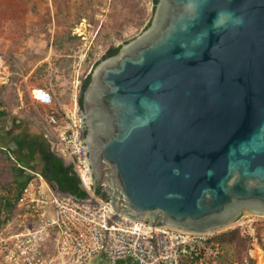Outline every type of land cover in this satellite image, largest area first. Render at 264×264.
Wrapping results in <instances>:
<instances>
[{"label": "water", "instance_id": "water-1", "mask_svg": "<svg viewBox=\"0 0 264 264\" xmlns=\"http://www.w3.org/2000/svg\"><path fill=\"white\" fill-rule=\"evenodd\" d=\"M120 46L80 106L96 195L194 233L264 217V0H158Z\"/></svg>", "mask_w": 264, "mask_h": 264}, {"label": "built area", "instance_id": "built-area-1", "mask_svg": "<svg viewBox=\"0 0 264 264\" xmlns=\"http://www.w3.org/2000/svg\"><path fill=\"white\" fill-rule=\"evenodd\" d=\"M28 94L34 104L46 109L41 117L50 150L73 166L87 198L61 193L34 173L15 218L0 228V264H222L225 248L216 237L235 229L255 242L252 259L264 264L253 222L243 217L220 230L194 233L153 226L117 212L112 202L96 195L81 138L79 97L59 110L48 90L31 88ZM43 182L48 184L47 192L42 190Z\"/></svg>", "mask_w": 264, "mask_h": 264}, {"label": "rangeland", "instance_id": "rangeland-1", "mask_svg": "<svg viewBox=\"0 0 264 264\" xmlns=\"http://www.w3.org/2000/svg\"><path fill=\"white\" fill-rule=\"evenodd\" d=\"M124 3L121 5L119 0H0V86L10 83V61L19 69L27 94L31 88H43L52 94L56 106H72L92 65L94 68L111 47L138 36L149 22L152 0H124ZM141 11L147 13L143 24L137 18ZM69 37L75 39L71 41ZM65 61L69 62L65 64ZM37 65L42 72L35 77L33 87L24 75ZM23 83L15 87L17 97L14 98L26 106L20 86ZM29 103L39 117L36 119L43 122L41 115L45 107L34 104L30 98ZM11 109L20 117L15 107ZM31 129L44 136L38 127L27 128ZM242 217L253 222L256 243H259V227L263 229L264 240V217L251 214ZM254 243L250 240V244ZM225 251L224 260L228 263L223 264H232L229 263L232 250L225 248Z\"/></svg>", "mask_w": 264, "mask_h": 264}, {"label": "trees", "instance_id": "trees-1", "mask_svg": "<svg viewBox=\"0 0 264 264\" xmlns=\"http://www.w3.org/2000/svg\"><path fill=\"white\" fill-rule=\"evenodd\" d=\"M119 2H121V5L125 4L124 0H119ZM152 3L153 8L149 16V22L144 29L150 24L158 0H152ZM146 17L147 13L141 11L137 16L139 18L138 22L143 24ZM74 39L75 37H69L68 40L73 41ZM120 47H111L103 56V59L116 55ZM68 62L65 61V64ZM9 63L11 64L10 83L0 86V228L7 226L15 218L24 188L35 178L34 173L40 174L47 182L56 184L63 193L70 194L79 200L87 198V194L80 188L73 166L66 164L61 157L50 150L48 142L50 138H44L43 135L35 133L33 129L27 130L29 127H38L43 134L46 133L44 122L36 119L39 117H36L37 114L29 103L28 94L25 90L26 86L19 74V69L12 62L9 61ZM41 72L42 68L37 67L33 72L28 71L24 76L28 77L34 87V79L40 76ZM20 82L23 83L20 86L23 89L22 94L26 98V106H21L18 100L14 98V96L17 97V88L15 87ZM89 82L90 75L84 80L81 87V108L83 107V93ZM14 107L20 117L12 113L11 108ZM58 108L60 110L61 107ZM36 184L39 185V179L36 180ZM101 193L104 199L110 200L109 196L101 191V188H97V194ZM13 229L16 230L18 227L14 226ZM262 233L263 229L259 227L258 246L264 252ZM216 240L228 251L229 249L232 250L230 251L229 263L255 264L252 259L254 246L250 244L251 239L248 236H242L238 229L221 233L216 237ZM224 262L228 263L223 259L222 264ZM182 264L187 263L184 261Z\"/></svg>", "mask_w": 264, "mask_h": 264}, {"label": "bare ground", "instance_id": "bare-ground-1", "mask_svg": "<svg viewBox=\"0 0 264 264\" xmlns=\"http://www.w3.org/2000/svg\"><path fill=\"white\" fill-rule=\"evenodd\" d=\"M44 184L42 185V190L43 192H47L48 191V184L46 182H43Z\"/></svg>", "mask_w": 264, "mask_h": 264}, {"label": "crops", "instance_id": "crops-1", "mask_svg": "<svg viewBox=\"0 0 264 264\" xmlns=\"http://www.w3.org/2000/svg\"><path fill=\"white\" fill-rule=\"evenodd\" d=\"M39 65H37L36 67L33 68V70L31 72H33L35 70V68H37ZM26 80L28 79L27 76L24 77Z\"/></svg>", "mask_w": 264, "mask_h": 264}, {"label": "flooded vegetation", "instance_id": "flooded-vegetation-1", "mask_svg": "<svg viewBox=\"0 0 264 264\" xmlns=\"http://www.w3.org/2000/svg\"><path fill=\"white\" fill-rule=\"evenodd\" d=\"M92 73V72H91ZM67 164V163H66ZM106 193H108V192H106Z\"/></svg>", "mask_w": 264, "mask_h": 264}]
</instances>
